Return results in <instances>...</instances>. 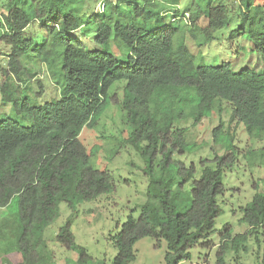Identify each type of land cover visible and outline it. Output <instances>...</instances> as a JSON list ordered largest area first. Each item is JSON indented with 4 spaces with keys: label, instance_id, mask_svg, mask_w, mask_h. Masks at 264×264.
I'll use <instances>...</instances> for the list:
<instances>
[{
    "label": "trees",
    "instance_id": "16d2710c",
    "mask_svg": "<svg viewBox=\"0 0 264 264\" xmlns=\"http://www.w3.org/2000/svg\"><path fill=\"white\" fill-rule=\"evenodd\" d=\"M67 1L0 0V43L10 49L7 66L1 70L0 99L31 123L24 127L8 118L0 122V208L18 197L20 264H56L51 252L44 254V232L59 218L62 203L73 215L56 241L70 251L77 246L72 219L78 207L114 191L113 177L91 166V155L80 140L85 127L98 124L108 101L122 106L132 130L128 142L136 148L146 144L143 155L150 158L152 167L158 157L168 167L177 153L186 152L187 130L176 127L186 110L198 124L216 100L231 107V123H242L250 135L264 138V7L257 6V0H240L241 26L232 38L247 36L263 67L240 72L230 63L196 66L197 57L187 43L190 38L200 49L230 26L223 0H212L206 10L194 3L187 14L179 10L181 0H101L99 9L87 18L73 9L74 0ZM123 5L132 13L122 11ZM202 18L207 20L205 27L199 25ZM34 24L40 30L33 28V32ZM81 30L96 34L93 41L98 48L123 43L131 51L128 64L79 44L74 34ZM41 31L46 38L38 45L35 39L41 40ZM31 51L35 56H30ZM26 57L27 64L36 58L46 65L61 86L60 100L35 107L21 97L22 86L37 76L26 68ZM121 81L126 85L120 101L117 94L109 97L108 92ZM37 84V96H41L45 87L40 81ZM221 125L213 131L214 144ZM236 160L234 150L216 155L211 161L215 169L206 166L193 182L185 212L178 209L176 197L185 196V186L197 172L195 165L178 163L177 196L168 180L152 172L140 216H130L113 239L118 253L112 264H132L136 242L146 237L156 247L167 243L166 264L190 260V250L196 246L209 248L208 238L222 214L218 198L225 192L223 171L233 168ZM242 221L250 230L232 237V247L260 230L264 248V195L257 194L243 209ZM230 235L231 229L221 235L215 264H226ZM77 250L76 264H91L87 251ZM3 264L12 263L5 258Z\"/></svg>",
    "mask_w": 264,
    "mask_h": 264
},
{
    "label": "rangeland",
    "instance_id": "374dc122",
    "mask_svg": "<svg viewBox=\"0 0 264 264\" xmlns=\"http://www.w3.org/2000/svg\"><path fill=\"white\" fill-rule=\"evenodd\" d=\"M71 0L67 1L69 4ZM101 0H74L71 5L78 14L89 17L96 9ZM212 0H181L179 10L182 13H190L189 9L194 3L202 10H206ZM229 11L231 24L219 30L214 40L198 49L193 40L188 38L187 43L197 57L196 66L205 65L217 67L222 63H230L235 72L245 69H261L262 62L254 51L252 43L247 36L232 38V33L241 26V3L240 0H223ZM257 6L264 7V0H257ZM78 3V4H77ZM121 6L122 11L132 13L131 9ZM5 11V8H1ZM171 15V14H170ZM169 17V16H168ZM200 27L207 25V20L199 21ZM39 29L34 24L30 29ZM186 28V26H185ZM35 32V30H32ZM83 33V34H81ZM86 33V34H85ZM79 38V44L88 50H102L112 54L118 63L128 64L131 51L123 44H108L98 48L93 38L96 36L91 30H81L74 34ZM46 33H40L41 40L38 45L44 43ZM10 49L0 43V83L2 81L1 70L7 66V56ZM30 56H35L31 51ZM24 64L28 70L36 73V80L22 86V98H27L35 106H43L47 103L58 101L61 98L59 92L61 86L53 81L45 64L33 59ZM38 81L45 87L44 93L39 92ZM62 84V83H61ZM126 82L116 83L108 92L109 97L117 94L119 100L123 98ZM196 98V93L195 97ZM231 107L221 100H216L209 115L195 124V115L186 110L183 117L176 122V127L187 130L185 140L186 152L174 156V163L163 167L162 158L158 157L152 167L149 157L143 155L146 144L136 148L129 144L131 128L127 124V116L120 104L108 101L105 110L99 117L98 124L92 128L85 127L80 135V140L86 146L91 155L90 164L100 171H108L114 180V191L100 196L92 202H85L77 209L72 219V232L76 239V247L67 250L57 241L56 236L67 220L72 217V211L65 203L60 205V216L45 229V255L53 254L56 264H76L79 253L77 248H84L91 256V264H112L117 256L114 238L119 234L122 226L130 216L138 218L142 207L147 201V189L151 174L155 177L168 180L173 186L177 196V186L181 182L178 175V163L187 167L192 164L196 167V175L185 186V196L176 204L181 212H185L190 204V190L195 180H199L207 166L215 169L214 160L216 155L222 156L230 150H234L237 160L233 168L223 171V183L225 192L218 198L222 214L215 221V229L210 234L209 248L196 246L190 250L191 259L181 264H215L216 253L221 244V235L227 229H231L229 246L225 257L226 264H261L264 260V248L261 231H253L247 241H239L236 247L232 237L242 235L250 230L243 220V209L246 208L257 194L264 195V138L258 135H250L244 124L230 122ZM11 119L24 127L31 126L29 119L16 115L12 104H5L0 99V122ZM222 124V125H221ZM220 127L221 135L217 144L213 142V131ZM219 132V133H220ZM209 161V164L202 162ZM153 172V173H152ZM18 197H15L9 206L0 208V264L7 258L12 264H20L21 256L17 252L18 238L21 234V223L18 214ZM136 259L132 264H166L168 245L162 241L159 247L155 246L152 238L146 237L136 242L134 246ZM49 252V253H48ZM52 256V255H51ZM50 257V256H49Z\"/></svg>",
    "mask_w": 264,
    "mask_h": 264
}]
</instances>
